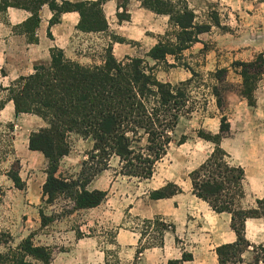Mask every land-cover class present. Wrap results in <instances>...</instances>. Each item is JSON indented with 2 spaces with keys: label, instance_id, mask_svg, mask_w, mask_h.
<instances>
[{
  "label": "crops",
  "instance_id": "obj_1",
  "mask_svg": "<svg viewBox=\"0 0 264 264\" xmlns=\"http://www.w3.org/2000/svg\"><path fill=\"white\" fill-rule=\"evenodd\" d=\"M63 1L71 4L103 1L102 13L108 30L80 32L81 16L75 11L63 13L60 22L52 25L55 13L45 4L39 11L36 40L32 41L28 34L20 32L32 18V12L10 7L0 18V102L4 103L0 110V180H8L14 200L4 209V214L13 220L6 223L5 216L0 214V232L12 237L14 247L35 234L36 245L53 249L50 264H105L106 254L101 252L97 237L85 235L88 225L66 227L56 237L50 236L46 243L41 242L42 234L49 228L69 225L78 214L97 212L105 204L111 212L110 221L120 227L115 241L122 250V264L125 258L128 264H221L217 250L238 241L232 227V215L217 213L199 199L193 193L190 174L199 169L215 149L214 144L200 139L198 132L219 134L225 115L230 124V135L220 146L231 165L242 168L245 174V196L238 207L244 211L253 210L257 208V202L264 199V75L254 95L256 105L251 107L239 94L242 78L232 67L236 62L251 63L257 56H264V0H184L195 16L194 24L207 26L209 31L198 36V42L182 53L180 61L168 56V66L152 60L149 54L165 41L169 32L177 31L170 25L169 16L143 8L139 0H130L126 4L124 0H56V3L62 6ZM125 12L130 15L129 21L120 20ZM109 47L118 61L144 60L162 83L178 86L190 80L192 72L200 77L202 72L209 73L212 77L219 70H227L228 83L234 90L225 94L223 112L216 104L217 114L197 123L195 136L187 137L188 133L182 131L181 134L187 137L186 143L171 145L150 180H128L125 186H120L119 192L114 180L105 179L109 170L104 171L86 188L90 192L108 193L101 206L76 211L42 229L40 211L44 209L43 187L47 181L48 160L41 152L30 149V138L47 129L48 125L39 116L18 115L10 100L9 89L20 78L33 75L36 68L51 66L54 51H61L68 61L91 67L103 63ZM199 59L198 68L195 63ZM190 117L180 119L175 134L180 133L184 122L192 124L195 121L189 120ZM69 144L70 153L60 161L56 177L78 181L83 164L81 159L85 160L88 155L80 156L76 148L83 146L91 151L94 142L72 134ZM17 164L19 176L25 183L24 190L17 189L8 176ZM169 184L176 185L181 192L167 199L150 200L151 193ZM44 212L47 216H56L62 214L63 209L50 208ZM158 217L172 224L174 230L166 232L163 246L148 248L136 259L140 246L147 244L146 239L140 244V225ZM79 232L84 234L82 238H78ZM245 238L250 244L248 250L239 255L241 262L230 264L254 261L255 248L264 246V218L247 219ZM57 243L68 248L56 252L53 246ZM5 251L6 248L0 245V255ZM184 254H190L192 260L182 263Z\"/></svg>",
  "mask_w": 264,
  "mask_h": 264
},
{
  "label": "trees",
  "instance_id": "obj_2",
  "mask_svg": "<svg viewBox=\"0 0 264 264\" xmlns=\"http://www.w3.org/2000/svg\"><path fill=\"white\" fill-rule=\"evenodd\" d=\"M129 1L124 0V4ZM139 1L143 8L169 16L170 25L177 29L169 32L165 41L150 52V58L158 63L168 66V56L180 61L182 53L198 42V36L209 31L207 26L194 24L195 16L184 0ZM45 4L55 13L52 25L60 22L63 13L75 11L81 16L80 32L100 33L108 30L102 13L103 1L78 4L63 1L62 6H58L56 0H2L0 14H6L10 7L32 12V18L22 26L20 32L28 34L35 41L40 23L39 11ZM120 20L129 21L130 15L125 12ZM232 67L239 71L242 78L240 96L255 107L254 95L264 75V56H257L251 63L236 62ZM228 75L227 70H219L211 77V95L221 112L226 106L225 94L234 90L228 83ZM200 78L199 74L192 72V78L178 86L162 83L144 60H116L112 47L106 50L101 65L91 67L68 61L61 51H54L51 66L38 67L33 75L20 78L9 89L16 113L39 116L48 125L47 129L30 138V149L41 152L48 160L42 203L47 207L54 206L58 200L67 203L62 214L56 216H47L44 209L40 211L42 229L76 211L101 206L108 193L90 192L86 188L99 174L112 169L114 160L118 161V175L150 180L174 142L180 119L199 109L191 87ZM3 107L4 103L0 102V110ZM72 134L94 142L88 159L82 164L78 181L56 177L60 161L70 153L69 137ZM229 135L230 124L225 115L221 119L219 134L211 135L200 130L198 137L214 144L215 149L211 157L190 174L193 193L199 199L207 202L217 213L232 215V227L238 241L217 250L221 264L241 262L239 255L250 246L245 238V222L250 218H264V199L259 200L257 208L253 210L244 211L238 207L245 196V174L242 168L231 165L228 155L220 146ZM186 141L187 137L184 136L178 145ZM8 176L17 189L24 190L19 164L11 169ZM180 192L176 185L169 184L151 193L150 200L167 199ZM142 224L145 229L144 234L141 233L140 244L146 234L150 235L151 242L140 246L136 259L148 248L163 246L166 232L174 230L172 224L159 217ZM83 236L78 233V238ZM34 237L35 234H31L14 247L12 237L0 232V245L6 248L0 255V264H50L54 257L53 249L36 245ZM112 244L120 249L115 238ZM105 254V264H122L117 250ZM191 260L190 254H184L182 263ZM251 264H264V246L255 248V258Z\"/></svg>",
  "mask_w": 264,
  "mask_h": 264
},
{
  "label": "rangeland",
  "instance_id": "obj_3",
  "mask_svg": "<svg viewBox=\"0 0 264 264\" xmlns=\"http://www.w3.org/2000/svg\"><path fill=\"white\" fill-rule=\"evenodd\" d=\"M5 15L0 14V18H3ZM200 59L198 60L197 67H200ZM202 77L200 79H197L194 84L191 87V92L192 96L196 98V100L199 103V109L195 111L189 120L195 119V121L190 124L187 122H184L182 125L183 127L180 129V133L174 135V142L173 145H177V143L181 140L182 137H184L182 131L187 132L188 135L187 137H193L195 136V133L198 129V122L200 123L203 118L216 115L217 114V109H216V100L215 98L211 95L210 88L213 84L211 81V77L209 76V73H201ZM235 78L233 77V80ZM194 126V127H193ZM75 148H76V144ZM77 153L80 152V156H86L90 153V150L86 149L85 147L81 146L76 148ZM1 158V156H0ZM88 158L86 157L85 160ZM81 159L82 163L85 161ZM167 163V162H165ZM111 170H109V173L106 175V180H114L117 184L115 186L117 187V190L120 192V186L124 184L126 185V182L128 180H136V179H129L122 177L118 175L119 167H118V161L114 160L111 164ZM136 182V181H135ZM8 180H0V214L2 213V216H5V221L6 223L11 222L13 219L9 217L8 215H5V206H8V203L12 205L14 200L12 199V194H10V189L8 188L9 186ZM134 184V183H133ZM6 199V201H4ZM7 203V204H6ZM3 205V206H2ZM115 206V205H114ZM44 210H50V208L53 209H66L67 208V203L63 200H58L53 207H47L43 206ZM114 211V210H113ZM110 209L109 207H106L105 204H103L97 212L94 213H85V214H78L74 219L71 220L69 225H64V226H57L56 228H49L46 230L42 235H44L41 239L42 243H46L47 240H50V236L56 237V234L62 233L66 227H80V226H86L88 225V229H86L85 235H91L94 237H97L98 243H99V248L101 252H113L117 250L118 257L121 258V249H116L112 243H114V238L115 235L120 229L118 227L117 223L110 221ZM137 224V223H136ZM140 224V223H139ZM144 226L143 224L140 225V233L144 234ZM150 235L146 234L145 238L146 242L149 243L150 241ZM54 250L58 252L59 250L62 251V249H67V246H62L57 243V245L53 246ZM121 260V259H120ZM124 264H128V262L124 261Z\"/></svg>",
  "mask_w": 264,
  "mask_h": 264
}]
</instances>
